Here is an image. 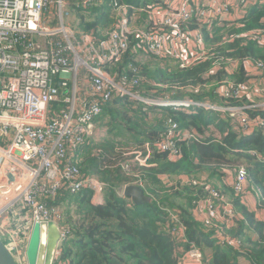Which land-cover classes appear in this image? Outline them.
Instances as JSON below:
<instances>
[{"label": "built area", "instance_id": "obj_1", "mask_svg": "<svg viewBox=\"0 0 264 264\" xmlns=\"http://www.w3.org/2000/svg\"><path fill=\"white\" fill-rule=\"evenodd\" d=\"M80 1L86 6L91 0ZM258 5H264V0H164L140 8L113 2L111 11L118 15L112 28L103 35L93 31L76 35L62 24L63 0H0V241L15 264H28L26 251L35 224L53 223L59 228L58 248L68 239L69 232L61 226L66 195L88 192L93 203L103 197L105 185L82 172L79 165L83 151L101 138L105 105L126 101L185 113L201 108L225 117L236 114L243 135L264 134V63L249 57L220 61L210 50L205 52L209 45L206 35L211 38L215 26L237 27ZM49 10L60 19L57 29L50 26ZM135 13L144 14L143 28L134 26ZM230 39L264 47V28L233 33ZM128 53L135 56L134 61L136 57L140 61L170 60L180 69L214 56L204 79L223 74L221 80L207 85L217 88L220 106L207 99L144 96L139 91L142 79L130 80L125 74H135L137 66L127 64L125 71L112 73ZM240 72L242 80L229 81L228 76L239 77ZM249 88L253 97L244 91ZM235 98L238 101L233 102ZM165 130L156 149L172 162L181 157L176 141L199 140L198 135L179 130L170 118ZM149 156L150 152L144 151L124 163L140 166ZM128 169L125 166L124 170ZM225 178L240 202L253 210V205H247L251 201L244 188L245 170L239 168L233 177L227 174ZM183 184L203 186L208 195L195 205L193 214L199 221L210 226L224 214L230 223L234 212L218 190L195 181ZM125 186L118 191L120 195ZM174 235L182 237L180 226ZM215 237L219 245L240 247L238 240L221 232ZM201 259V252L191 246L183 261L198 264Z\"/></svg>", "mask_w": 264, "mask_h": 264}, {"label": "trees", "instance_id": "obj_2", "mask_svg": "<svg viewBox=\"0 0 264 264\" xmlns=\"http://www.w3.org/2000/svg\"><path fill=\"white\" fill-rule=\"evenodd\" d=\"M161 1L91 0L83 6L80 0H64L71 11L77 14L80 23L85 25L80 28L81 31H93L96 35L100 31V16L93 23H85L87 13L90 12L89 18H94L98 13L102 14L101 18L108 17L109 14L116 21V15L111 11L113 2L140 8ZM224 28L226 27L213 28L212 41L206 35L207 43L213 47L209 54L214 53L220 61L249 57L264 63V47L258 49L252 42L234 40L220 45L217 34ZM230 28L232 31L264 28V5L252 7L246 17L238 22L237 27L233 25ZM214 56L186 69H180L174 62L169 64L166 61L153 71L142 65V69L147 71L142 73L147 83L142 81L141 84L146 83L145 86H148L151 82L170 87L169 90H190L187 99L205 101L211 94L209 89H213L207 85L223 78V74L217 72L208 77V80L204 79L211 68V62L215 60ZM134 59L135 56L128 53L114 72L120 74L123 66L127 64L136 66ZM153 62L155 65L160 63L155 59ZM125 74L132 75L129 71ZM239 75L242 80L243 73L240 72ZM216 90L217 88L214 91ZM141 92L144 93L143 90ZM166 95L169 98H183L171 93ZM122 108L125 111L121 112ZM132 110L130 117L128 111ZM154 112L158 115L168 114L177 123L179 130L185 129L199 136L197 141L175 142L181 154L175 162L170 161L165 152L156 149L157 142L165 135V128L152 126L151 118L141 119ZM261 115L264 116V113ZM107 118L108 121L104 123L103 120ZM227 120L222 113L201 108L194 113H185L126 101L105 105L100 126L104 128L106 125L110 128L113 124L129 135L140 134L143 139L132 145L141 153L149 151L150 156L140 166L126 164L124 161L132 158L127 155L132 152V145L114 139L102 142L103 136L83 151L79 168L105 185L103 197L101 201L94 203L88 192L79 193L75 197H64L61 207L63 217L64 207L71 204H78L83 214L79 221L69 227L63 225L62 218L61 226L69 232V237L60 244L59 255L53 264H184V254L191 246L202 253V264H238L237 257L243 258L249 264H264V220L258 219L254 212L240 202L230 185H210V182L220 181L227 174L233 177L239 168H243L246 172L245 191L250 188L257 209L264 212V134L255 131L243 135L239 129L232 130V124ZM215 131L220 134L219 139H215ZM95 149L99 152L95 153ZM125 166L129 167L127 171L124 170ZM133 176L139 178V181ZM182 178L209 184L218 190L221 198L231 204L234 219L240 224L239 231L231 234L235 223L214 220L213 225L206 226L198 222L193 211L196 203L206 199L207 194L203 186L182 184ZM134 183L152 199L151 204L136 206L130 199L118 193L123 186ZM84 205L87 209H84ZM178 226L182 228L180 239L174 235ZM213 226L217 229L219 227L224 235H233L229 237L240 242L239 249L216 244L211 237L217 230ZM206 251H210V254L205 259Z\"/></svg>", "mask_w": 264, "mask_h": 264}, {"label": "rangeland", "instance_id": "obj_3", "mask_svg": "<svg viewBox=\"0 0 264 264\" xmlns=\"http://www.w3.org/2000/svg\"><path fill=\"white\" fill-rule=\"evenodd\" d=\"M63 2H64V0H63ZM92 8H96V7L92 6ZM113 13L118 15V11H116V10H114ZM48 14H50V16H51L50 17V26H52L54 29L59 28L60 25H61V22H60L59 17L56 15V12L49 10ZM84 14H86V13H84ZM89 15H90V12L86 14L85 23H93V21H95L100 16V21L98 22V24H99L98 27H99L100 31H99L98 34H104L108 29L112 28L113 25H114L115 19H114V17L110 18L109 14H108V17L106 16L105 18H101L102 14H100V13L95 14L93 16L94 18H89ZM143 15L144 14H142V13H135V16L133 18V22H134V26H136L137 28H143L144 27ZM62 24L67 29H70L76 35L81 34L82 31H81L80 28L85 26V25L80 23V19L78 18L77 14H74L71 11L70 7H68L65 2H64V7L62 9ZM215 27H217V26H215ZM251 30L258 31L259 29L255 28V29H251ZM240 32H243V31H239V30L238 31H232V28L226 27V28L222 29L217 34V41L219 43L228 44L231 41V39H230L231 34H233V33L236 34V33H240ZM210 40H211V38H210ZM224 44H221V45H224ZM260 48H263V47H258V49H260ZM208 51L212 52V46H210V43H209V45H207V49L205 50V52H208ZM137 59H138V57H136V61L138 62L137 66H138L139 69L137 70V72L135 74L129 76V79L133 80V79H135L137 77V78L142 79V81H146V83H147V80H145V77L143 76V74L146 73L147 71L144 68L142 69V65H146V67L149 69V71H153L154 69L157 68V66L161 67V65H163L164 61L168 62L169 64H170V62H172L170 60H164V61H160L159 64L155 65V63L153 62L154 61L153 58H148V59L141 60V61L137 60ZM119 64L120 63H117L113 67L112 73H114L115 69L118 67ZM228 78H229V81H231V82L239 81V77H238L237 74H232V75L228 76ZM146 83H144L143 85L141 84L140 87H139V91L140 90L144 91V93L140 92L144 96L147 93H152V94L156 95V97H160L162 95H166L167 93H171L173 96H178L179 95L180 97L185 98V97H187V94L191 92L190 90H182V89H179V91H178L176 88H174V90H169L168 88H170V87H164V86H160V85L156 86L155 84H153L151 82L148 83V86H145ZM207 87L211 88L212 86H207ZM212 88L214 90L216 89L215 87H212ZM213 89H209L211 91V94L207 98V100H208V102L209 101L213 102V104H215L216 106H220V103H221L220 99L215 94V91ZM196 91H198V90H196ZM244 91H246V94L251 96L249 94V92L252 91L251 88L245 89ZM251 97H253V96H251ZM232 101L236 102L238 100H237V98H235ZM114 110H115V108H114ZM123 111H125L124 108H122L121 112H123ZM132 112H133V110L132 111H128V115L130 117H132L131 116ZM226 117L228 119L227 120L228 123L232 124L231 129L232 130H237L239 128V126L237 128H235V125H237L236 124V120L239 121L240 117L236 118V114L234 116H232V114H230V113H228L226 115ZM147 118H151L153 120V121H150L152 126H156V127L158 126V127L166 128L167 119H169L171 117L168 114L158 115V113H155V112L152 113L151 115L149 114V116H147V117H141V119H147ZM108 119L109 118L104 119L103 120L104 123H106L108 121ZM213 135H214L215 139H219L220 138V134L217 131L213 132ZM100 137H102V139H103L102 142H104V140H107V139L108 140L114 139V140H117V141L123 140L124 142H126L129 145H132L133 143L141 141L143 139V137L140 134H136L135 136L134 135H129V134L124 133L121 130H119L118 127L114 126L113 124L111 125L110 128L105 125L104 128L100 131L99 138ZM131 151L132 152L127 153V155L130 156V157H136L139 154H141V151L135 145H132ZM228 179L229 178H225L224 177L223 179H220V181L210 182V185L212 187H219V186H221L224 183H229ZM246 192H249L250 194H252V191L250 190V188H247ZM247 205L252 207L253 204H252V202H249ZM84 209H87L86 205H84ZM82 214H83V212L80 211V209L78 207V204L77 205H72L71 204L69 206L64 207L63 225L65 227L73 226L77 221H79L81 219ZM220 219L224 220L226 218L221 217ZM258 219H261L260 216H259ZM65 221L67 223H65ZM229 222L230 223H235V225H234V227H233V229L231 231V234H236L239 231V226H240L239 221H235V219H231ZM218 229H219V227H218ZM231 234L228 233L227 235L233 236ZM241 239L243 240V238H241ZM204 253H205V251H204ZM209 254H210V251H206L205 259L208 257ZM236 261H237L238 264H249L248 262L243 260V258H241V257H237Z\"/></svg>", "mask_w": 264, "mask_h": 264}, {"label": "water", "instance_id": "obj_4", "mask_svg": "<svg viewBox=\"0 0 264 264\" xmlns=\"http://www.w3.org/2000/svg\"><path fill=\"white\" fill-rule=\"evenodd\" d=\"M123 196L130 199V201L136 206L152 203L151 198L146 196L143 193V190L135 185L126 186L123 189ZM59 240L60 232L55 224H35L32 228L26 251L28 264H53ZM0 264H15L1 241Z\"/></svg>", "mask_w": 264, "mask_h": 264}, {"label": "clouds", "instance_id": "obj_5", "mask_svg": "<svg viewBox=\"0 0 264 264\" xmlns=\"http://www.w3.org/2000/svg\"><path fill=\"white\" fill-rule=\"evenodd\" d=\"M164 0H162L161 2H163ZM161 2H159V3H161ZM99 35H103V34H99ZM136 62V66H137V64H138V62L137 61H135ZM138 67V66H137ZM149 96H153V95H149ZM173 110V109H172ZM194 134H196V133H194ZM197 135V134H196ZM189 181H193V180H189ZM183 184V183H182ZM225 184H227V183H225ZM185 185H188V184H185ZM208 186H209V184H207ZM228 185V184H227ZM128 186H130V185H128ZM136 186V185H135ZM126 187V186H125ZM124 187V188H125ZM210 187V186H209ZM123 188V189H124ZM212 188V187H211ZM214 189V188H213ZM247 193V192H246ZM207 194V193H206ZM248 194V193H247ZM122 195H123V191H122ZM147 196V195H146ZM248 196H249V194H248ZM207 198H208V195H207ZM223 199V198H222ZM249 199H250V201L253 203V206H254V209L253 210H251L252 212H254L255 214H256V217H258V212L260 211V210H258L257 209V205H256V201H255V198L254 197H249ZM152 200V199H151ZM225 202H227L225 199H223ZM99 201H101V199H99ZM217 202V201H216ZM228 203V202H227ZM213 204H214V202H213ZM229 204V203H228ZM230 206H231V204H229ZM231 208H232V206H231ZM233 210V209H232ZM195 216V215H194ZM221 217H224V218H226V216L224 215V214H221ZM234 217H235V214H234V216H233V218L232 219H234ZM195 218L197 219V217L195 216ZM214 220H216V221H224V222H226V223H228L227 221H226V219H224V220H221V219H214ZM213 220V221H214ZM197 221L198 222H201V221H199L198 219H197ZM213 221H212V225H213ZM201 223H203V222H201ZM204 224V223H203ZM215 229H217L215 226H213ZM221 232V234H223L222 233V231L221 230H219V229H217L216 230V232H215V234L214 235H212L211 237H212V239H214L215 240V242H216V244H218L217 243V239H216V234L217 233H220ZM227 235V234H226ZM227 236H229V235H227ZM219 245V244H218ZM220 246H222V245H220ZM223 247H227V246H223ZM227 248H230V247H227ZM201 256H202V258H203V255H202V253H201ZM198 264H202V259H201V262L200 263H198Z\"/></svg>", "mask_w": 264, "mask_h": 264}, {"label": "crops", "instance_id": "obj_6", "mask_svg": "<svg viewBox=\"0 0 264 264\" xmlns=\"http://www.w3.org/2000/svg\"><path fill=\"white\" fill-rule=\"evenodd\" d=\"M183 181H188V179H186V178H182L181 179V183H183ZM249 197H252V195L251 194H249ZM259 216H260V220H264V212H261V211H259L258 212V217L257 218H259ZM244 260V259H243ZM246 261V260H245ZM186 264H193V263H186Z\"/></svg>", "mask_w": 264, "mask_h": 264}]
</instances>
